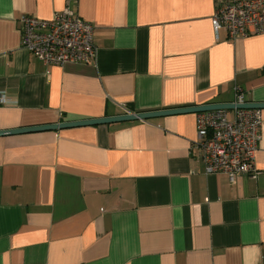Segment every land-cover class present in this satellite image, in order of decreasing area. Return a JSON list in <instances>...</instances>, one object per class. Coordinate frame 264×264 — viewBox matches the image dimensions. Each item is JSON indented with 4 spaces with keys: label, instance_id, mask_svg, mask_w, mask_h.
I'll return each instance as SVG.
<instances>
[{
    "label": "crops",
    "instance_id": "obj_1",
    "mask_svg": "<svg viewBox=\"0 0 264 264\" xmlns=\"http://www.w3.org/2000/svg\"><path fill=\"white\" fill-rule=\"evenodd\" d=\"M66 6L93 24L96 57L46 65L22 46L19 19ZM214 10L215 0H0V131L233 103L237 90L264 102V33L217 38ZM196 120L0 135V264H264V120L260 174L233 184L206 173Z\"/></svg>",
    "mask_w": 264,
    "mask_h": 264
},
{
    "label": "built area",
    "instance_id": "obj_2",
    "mask_svg": "<svg viewBox=\"0 0 264 264\" xmlns=\"http://www.w3.org/2000/svg\"><path fill=\"white\" fill-rule=\"evenodd\" d=\"M213 27L226 32L229 39L264 33V0H215ZM21 44L46 65L91 63L97 54L94 26L69 6L43 19L24 14L19 19ZM6 98L0 95V104ZM246 103L236 92L232 116L228 108L197 112L194 146L206 173L225 174L233 184L240 176L256 179V153L263 123L257 107H236Z\"/></svg>",
    "mask_w": 264,
    "mask_h": 264
},
{
    "label": "water",
    "instance_id": "obj_3",
    "mask_svg": "<svg viewBox=\"0 0 264 264\" xmlns=\"http://www.w3.org/2000/svg\"><path fill=\"white\" fill-rule=\"evenodd\" d=\"M234 107H235V104L233 103H216V104H207V105H202V106H190V107L174 108V109L158 110V111H150V112H136V113H128V114H123V115L113 116V117L73 120V121H66V122L54 123V124L22 127V128L10 129V130H1L0 135H10V134L43 131V130H53V129H58V128L84 126V125H95V124L110 123V122H115V121L150 119L153 117L163 116V115L180 114V113H196V112L209 110V109H215V108H234ZM236 107L264 108V102H253V103L246 102L244 104H237Z\"/></svg>",
    "mask_w": 264,
    "mask_h": 264
}]
</instances>
